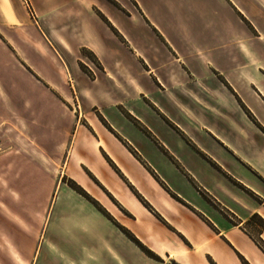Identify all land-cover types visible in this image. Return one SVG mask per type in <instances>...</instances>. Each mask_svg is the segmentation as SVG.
Instances as JSON below:
<instances>
[{
    "label": "crops",
    "instance_id": "obj_1",
    "mask_svg": "<svg viewBox=\"0 0 264 264\" xmlns=\"http://www.w3.org/2000/svg\"><path fill=\"white\" fill-rule=\"evenodd\" d=\"M113 1L0 35V264H264V0Z\"/></svg>",
    "mask_w": 264,
    "mask_h": 264
},
{
    "label": "rangeland",
    "instance_id": "obj_2",
    "mask_svg": "<svg viewBox=\"0 0 264 264\" xmlns=\"http://www.w3.org/2000/svg\"><path fill=\"white\" fill-rule=\"evenodd\" d=\"M11 5L15 4L16 7L14 9V12L16 13L14 18L12 17V23L15 22L17 24V30L16 32H14V27H0V31H3L2 33H0V35L2 36L1 38L4 40L5 37L9 38L10 36L12 37L13 35H16V39L19 43L21 44H25V31L26 28L30 29V27L32 26L33 28V39H34V43H33V56L34 59L36 58H40L41 57V51H42V47L41 45L38 44L36 37L38 36L37 31H39V27L38 24L39 23V18L37 16V14L39 15L40 10L38 7H41V0H8ZM117 4V3H116ZM117 6L119 7V5L117 4ZM16 10V11H15ZM31 10V11H30ZM31 12L34 14V17L31 16ZM35 19L37 20V22H35ZM33 21V22H31ZM28 29V30H29ZM6 45L7 42L4 41ZM26 44H29L28 42H26ZM2 47L4 52H6V54L8 53V50L6 49V45H2L0 44ZM1 56V53H0ZM20 87H24L22 85H19ZM23 96L20 94L19 91H15V92H10V90L8 89V84H0V120H4V122L0 123V127L4 130V132L7 134L9 131V124L8 123V116L9 115H15V106L12 105L15 103V100L17 99H22ZM13 125V124H11ZM14 126V125H13ZM2 132V131H0ZM4 135V134H3ZM4 137V136H2ZM4 139V138H3ZM141 251L145 252V254H149L150 256H152L153 258H158L153 252H151L149 249H147L144 246H140L138 247ZM148 256V255H147ZM132 258V257H131ZM135 257H133L134 259Z\"/></svg>",
    "mask_w": 264,
    "mask_h": 264
},
{
    "label": "trees",
    "instance_id": "obj_3",
    "mask_svg": "<svg viewBox=\"0 0 264 264\" xmlns=\"http://www.w3.org/2000/svg\"><path fill=\"white\" fill-rule=\"evenodd\" d=\"M107 1H109L110 3H112L113 5H115V6H117V4L113 1V0H107ZM100 16L102 17V19L106 22V23H108V21L104 18V16H102L101 14H100ZM69 185L74 189V190H76V191H78L79 193H81L82 195H85L83 192H82V190L76 185V184H74L73 182H70L69 183ZM126 235L136 244V245H139V243L134 239V238H132L130 235H128L127 233H126ZM138 247H140V246H138ZM261 248H262V250L264 251V246H261ZM148 255V257H150V258H152V259H154L152 256H150L149 254H147Z\"/></svg>",
    "mask_w": 264,
    "mask_h": 264
},
{
    "label": "built area",
    "instance_id": "obj_4",
    "mask_svg": "<svg viewBox=\"0 0 264 264\" xmlns=\"http://www.w3.org/2000/svg\"><path fill=\"white\" fill-rule=\"evenodd\" d=\"M33 16V15H32Z\"/></svg>",
    "mask_w": 264,
    "mask_h": 264
}]
</instances>
